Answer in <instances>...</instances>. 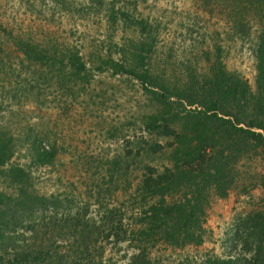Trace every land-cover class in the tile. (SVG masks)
Instances as JSON below:
<instances>
[{
  "label": "rangeland",
  "instance_id": "374dc122",
  "mask_svg": "<svg viewBox=\"0 0 264 264\" xmlns=\"http://www.w3.org/2000/svg\"><path fill=\"white\" fill-rule=\"evenodd\" d=\"M227 2L0 0V132L13 139L12 154L1 169L0 191L16 195L21 182L6 176L16 165L25 174L28 191L57 199L54 208L37 211L31 220L52 216L60 223L62 214L78 213L96 225L108 224L113 211L124 213L123 223L131 224L144 167L168 166L172 140L144 128L147 116L162 110L149 92L157 88L131 74L113 72L105 61L129 63L136 72L146 67L157 80L180 87L190 77L206 74L218 47L224 69L254 91L258 20L247 15V31L238 34L226 18ZM111 9L118 17L115 22L110 21ZM139 20L144 30L135 24ZM17 38L54 45L66 54L76 52L85 70L72 76L65 69L59 72V64L51 68L30 63L14 44ZM142 41L147 43V51L140 54L143 65L133 53ZM150 143H158L155 152L147 149ZM40 147L54 148L50 163L35 161L34 151ZM233 167L234 183L225 195L208 190L202 241L182 247L145 244L148 259L155 264H207L212 257L249 255L235 230L264 199L258 184L264 159L260 152L249 151ZM52 239L56 249L67 252L66 239ZM131 245L106 242L103 261L128 264L136 252Z\"/></svg>",
  "mask_w": 264,
  "mask_h": 264
},
{
  "label": "trees",
  "instance_id": "16d2710c",
  "mask_svg": "<svg viewBox=\"0 0 264 264\" xmlns=\"http://www.w3.org/2000/svg\"><path fill=\"white\" fill-rule=\"evenodd\" d=\"M227 1L226 18L238 34L247 31V15L258 20L253 47L255 90L250 91L244 79L224 69L218 47L212 60L205 55L209 61L206 74L200 79L190 77L180 87L157 80L146 67L136 72L129 63L105 61L113 72L131 74L157 88V92H149L162 110L148 115L144 128L172 140L169 165L161 170L144 167L131 224L123 223L124 213L110 211V222L98 225L78 213L62 214L60 223L52 216H41V224L31 220L29 216L37 211L41 214L50 205L54 208L57 199L28 191L22 169L10 166L6 171L9 181L21 183H17L15 196L0 191V264H107L102 256L104 244L110 240L132 244L136 252L128 264H155L145 255V244L182 247L202 241L208 190L225 195L234 183L233 165L247 152L258 151L264 159V0ZM109 14L115 22V11L111 9ZM119 15L123 21L129 20L125 12ZM135 24L144 30L143 20ZM14 44L30 63L51 68L59 64V72L65 69L72 76L85 70V61L76 52L66 54L54 45L46 47L21 38ZM146 46L144 41L133 46L141 64L140 54L147 51ZM12 142L11 135L0 132V173L12 154ZM157 147L158 143H150L147 149L155 152ZM54 157L52 147L34 151L38 164H48ZM258 184L264 188V174ZM239 226L237 239L247 244L243 252L249 255L212 257L207 264H264V199L257 210L241 218ZM53 235L67 240L69 253L56 249V241L50 240Z\"/></svg>",
  "mask_w": 264,
  "mask_h": 264
}]
</instances>
